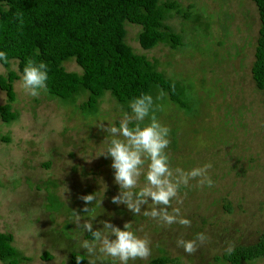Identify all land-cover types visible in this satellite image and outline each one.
<instances>
[{
	"label": "rangeland",
	"instance_id": "1",
	"mask_svg": "<svg viewBox=\"0 0 264 264\" xmlns=\"http://www.w3.org/2000/svg\"><path fill=\"white\" fill-rule=\"evenodd\" d=\"M175 1L192 18L199 17V26L188 39L192 46L189 48L186 43L177 52L159 46L146 55L156 59L168 76H177L187 100L192 103L189 113L179 109V112H173L168 108L167 114L173 120L164 121V115L160 119L173 132L169 137L177 140L176 151L167 149L171 167L190 171L206 163L212 164L209 175L215 181L213 187L203 190L206 186L200 187L197 180H192L185 191L180 190L183 203L173 202V207L180 209V215L191 221V227L162 225L142 213L135 216L125 205L111 202L118 194L119 186L114 182L112 159L102 156L111 137L100 126L118 127L125 114L122 109L105 98L98 114L86 117L78 108L49 100L42 92L38 97H32L21 87L20 77L14 83L16 101L13 104L19 118L10 125H4L0 120V232L13 235V245L30 259L24 264H67L73 251L87 255L79 243L85 239L91 241L87 238L89 233L76 227L74 211L81 215V222L90 221L94 230L103 227L102 221H109L122 230L125 223L131 222L132 231L151 240L154 253L161 246L160 241L162 245L174 244L167 247L168 252L172 257L181 255V264H212V254L220 255L229 243L252 241V237L257 236L256 230L264 227V206L254 214L256 218H248L243 210L247 211L248 198L253 210L264 202V186L258 190L264 182L250 178L247 168L255 165L250 159H255L257 165H264V107L258 103L250 78L258 28L255 5L251 0ZM169 24L177 32L185 30V36L191 34L193 25L190 21L174 16ZM126 30L127 43L137 53L142 52L136 39L139 28L128 24ZM12 67L16 69L15 65ZM66 68L79 71L72 62L66 64ZM3 72L0 65V73ZM230 87L234 89V95L242 97L230 99ZM253 98L257 102L252 103ZM4 101L5 94L0 90V103ZM252 105L253 109H247ZM48 161L51 165L47 169L42 164ZM241 165L248 178L235 175L230 180L234 176L232 168ZM220 172L224 177L219 180ZM252 172L264 181V166H258ZM239 181L245 183L237 187ZM47 182L56 184L55 195L70 208L71 216L49 215L46 209L48 192L43 186ZM144 183L142 176L141 187ZM38 185L40 189H37ZM95 193L97 201L103 200L102 207L90 205L94 212L84 213L82 209L86 205L79 197ZM222 197L233 203V214L222 209ZM208 199L215 204L219 199V206L210 203L212 206L205 213L195 207H205ZM150 207L151 203L146 206ZM134 216H138L139 221ZM224 227L228 230L227 245L222 238L213 241V233ZM181 228L183 231L195 230V233L200 229L209 240L195 254L184 255L176 248L177 239L183 237ZM251 229L256 234H251ZM44 254L51 259L45 260ZM144 263L147 260L134 261V264ZM97 264L119 262L109 258L102 262L98 260Z\"/></svg>",
	"mask_w": 264,
	"mask_h": 264
},
{
	"label": "trees",
	"instance_id": "2",
	"mask_svg": "<svg viewBox=\"0 0 264 264\" xmlns=\"http://www.w3.org/2000/svg\"><path fill=\"white\" fill-rule=\"evenodd\" d=\"M251 1L255 5L258 28L250 78L253 82L252 90L258 95V103L264 107V0ZM174 16L192 23L191 34L185 36L183 35L185 30L177 32L172 28L169 21ZM198 19V16L192 18L188 15V12H185L181 4L175 0H0V51L6 52L9 59L8 64L0 61V65L4 68V72L0 73V90L5 94L4 103H0L1 122L10 125L19 118L18 112L13 109L16 101L14 83L22 77L23 69L29 59L36 63L45 62L48 65L49 79L47 89L42 92L43 95L49 100L58 101L63 106L78 108L86 117H95L105 98L111 100L124 113L131 114L129 104L134 99L142 94H150L155 100L161 91L166 94L165 97L155 100L157 104L163 105V110L156 112L159 121L162 115L165 116L164 121L173 120L167 114L168 108L173 112H179V109L189 113L192 103L187 100L184 87L177 76H168L159 62L149 58L146 53L159 46L170 48L173 52L182 50L186 43L190 48L192 43L188 39L194 34L196 26H199ZM128 24L139 28L136 39L139 49L142 50L140 53H137L126 41ZM70 62L78 67V72L67 70L66 64ZM14 65L16 69L12 67ZM229 96L230 99H238L241 95H234V89L231 88ZM78 100L82 101L77 105ZM251 100L252 103L257 102L254 98ZM250 108L253 109V105L247 107ZM194 120L195 118L192 121ZM147 123L149 121L146 119L141 126ZM134 126L135 122L130 124V127ZM169 135H173V132ZM169 139L175 144L169 145L168 150L176 151L177 140L172 137ZM4 140L7 141L8 138ZM262 155L264 156V151ZM252 160L255 161V165H248L249 177H255L256 181L263 183V177L259 179L252 170L264 165H257V161L250 159ZM50 165L49 161L42 164L47 169ZM238 169L241 171H237ZM232 171L234 176L230 180L235 175L248 178L246 169L242 165L233 167ZM222 172L226 171L222 169ZM220 175L219 180L224 177L221 172ZM237 183L239 187L245 181ZM39 186L37 189H40ZM43 186L48 192L46 209L49 215L71 216L70 208L55 195L56 184L47 182ZM263 186L264 184H261L258 190H262ZM208 188L206 186L203 190ZM186 189L187 187H181L180 190L183 192ZM250 193L252 194L251 191ZM253 195H256V192ZM248 200L249 198L246 199L247 211L243 209L244 214L248 218L250 216L256 218L254 214L260 211L259 208L264 206V202L253 210ZM220 201L222 209L227 214L234 213L233 203L228 198L222 197ZM206 202L205 207L198 205L195 207L205 213L209 206H219L217 205L219 199L216 204L212 199ZM117 211L122 212V210ZM135 216L134 219L139 221V217ZM180 230L185 240L195 239L196 234L201 233L200 229H197V233L195 230L183 231V228ZM256 231L257 236L252 237V241L234 243V251L230 255L225 251L220 255L212 254L211 263L264 262V227ZM249 232L255 233L252 229ZM227 233L225 227L214 232L213 241L222 238L227 245L228 242L225 241ZM87 238L93 239L90 234ZM13 240V235L0 232V262L2 264L30 262V259L13 245ZM161 242L162 247H157V253H154V247L152 248L151 245V258L146 264H181L183 257L181 255L172 257L167 249L168 246L175 245L169 243L162 245ZM176 248H180L184 255L190 256L183 248ZM78 255L81 256L83 264H88L87 255L78 251L70 253L67 264H76ZM42 257L47 261L51 259L47 254ZM130 262L134 264V261Z\"/></svg>",
	"mask_w": 264,
	"mask_h": 264
},
{
	"label": "clouds",
	"instance_id": "3",
	"mask_svg": "<svg viewBox=\"0 0 264 264\" xmlns=\"http://www.w3.org/2000/svg\"><path fill=\"white\" fill-rule=\"evenodd\" d=\"M0 61L9 63L6 52L0 51ZM48 79V65L29 59L23 69L21 87L32 97H38L47 89ZM165 95L161 91L155 100L163 99ZM155 100L150 94H142L129 104L131 114L125 113L118 127L100 126L111 137L107 151L102 156L112 159L114 182L119 186V192L112 197L111 202L118 206L125 205L134 215L142 213L162 225L179 224L190 228L191 221L180 215V209L173 207V202L183 203L180 189L187 187L192 180H197L200 187H213L214 181L209 175L212 164L206 163L190 171L171 167L167 153L170 129L158 120L156 112L162 111L163 105L157 104ZM146 119L149 123L142 127ZM133 122L135 126L130 127ZM142 176L145 183L141 187ZM79 199L86 205L82 209L84 213L94 212L90 205L102 207L103 204V200L97 201L96 193L80 196ZM149 203L151 207L146 208ZM142 209L146 210L142 212ZM74 215L76 227L93 238L79 243L89 258L88 264H97L98 260L102 262L109 258L119 264H129L130 261H146L151 256V240L132 231L131 222L125 223L122 230L109 221H102L103 227L94 230L90 221L81 222V215L75 211ZM208 240L205 233H197L195 239L185 240L180 237L176 244L192 255ZM233 251L234 245L229 243L225 252L230 255ZM76 264H83L79 255Z\"/></svg>",
	"mask_w": 264,
	"mask_h": 264
}]
</instances>
